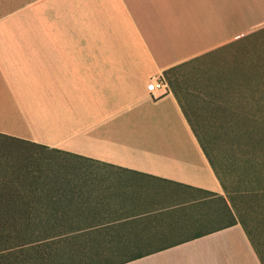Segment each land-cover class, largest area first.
Masks as SVG:
<instances>
[{"label":"crops","instance_id":"1","mask_svg":"<svg viewBox=\"0 0 264 264\" xmlns=\"http://www.w3.org/2000/svg\"><path fill=\"white\" fill-rule=\"evenodd\" d=\"M4 3L0 134L88 163L36 186L37 205L95 224L90 249L139 256L117 264H261L173 79L254 39L264 0ZM155 77L166 88L152 94ZM250 92L199 95L214 106Z\"/></svg>","mask_w":264,"mask_h":264},{"label":"rangeland","instance_id":"2","mask_svg":"<svg viewBox=\"0 0 264 264\" xmlns=\"http://www.w3.org/2000/svg\"><path fill=\"white\" fill-rule=\"evenodd\" d=\"M3 1L8 4L11 0H0V5ZM35 13L30 14L28 20L34 21L33 18L37 17ZM216 61L180 69L178 76L173 79L174 84L178 91L191 94L187 96L191 98L190 101L183 102L189 109L198 135L205 141L204 147L218 169L224 171L227 182H235L241 189L250 190L246 202L240 203L241 213L249 221L260 247L264 248V101L253 103L233 96L231 101H218L211 106L200 100L205 98L204 94L199 95L200 91L212 89L237 91L250 88L252 91L257 87L258 91H264V30L256 34L254 39L222 52ZM245 74L260 77L256 78V86L253 85L255 78H242L246 77ZM250 162L255 167H249ZM75 166H88V163L62 157L0 134V189H18L24 194L25 201L31 200L28 188L72 182L71 174ZM47 210L48 213L44 215L66 217L63 213ZM65 257L59 255L52 261L57 263ZM68 261H72L71 264H107L98 260L80 263L75 257Z\"/></svg>","mask_w":264,"mask_h":264},{"label":"trees","instance_id":"3","mask_svg":"<svg viewBox=\"0 0 264 264\" xmlns=\"http://www.w3.org/2000/svg\"><path fill=\"white\" fill-rule=\"evenodd\" d=\"M256 78L253 82L254 86H256ZM235 99H248L253 103L257 100L264 101V91L260 92L256 87L249 95H237ZM230 110L234 111V109ZM206 153L226 190L237 220L248 236L260 263L264 264V248L260 247L249 226V221L244 219L241 213L240 203L246 202L250 190L241 189L232 181L229 184L224 171L218 169L207 150ZM249 167H255V164L250 162ZM35 188L37 187L28 188L30 201H25L24 194L18 189H0V264H71L73 262L68 260L74 257L80 263L98 260L107 264H117L115 261L123 262L139 257L108 255L98 253L104 249H90L92 247L89 246V239L82 236L86 235L89 228L95 224L76 223L68 221V217L44 215L48 213L47 208L52 212L56 209L37 205L41 194L40 191H34ZM232 221L236 222V219L233 218ZM59 255L61 258L65 255L66 259H60L57 263L52 261V258Z\"/></svg>","mask_w":264,"mask_h":264},{"label":"built area","instance_id":"4","mask_svg":"<svg viewBox=\"0 0 264 264\" xmlns=\"http://www.w3.org/2000/svg\"><path fill=\"white\" fill-rule=\"evenodd\" d=\"M165 88L166 82L162 77H155L150 79L149 89L152 94Z\"/></svg>","mask_w":264,"mask_h":264}]
</instances>
